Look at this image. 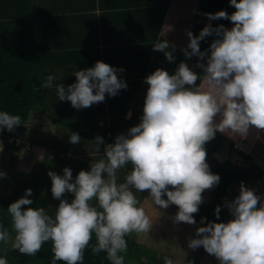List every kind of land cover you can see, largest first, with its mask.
I'll use <instances>...</instances> for the list:
<instances>
[{"label": "clouds", "instance_id": "1", "mask_svg": "<svg viewBox=\"0 0 264 264\" xmlns=\"http://www.w3.org/2000/svg\"><path fill=\"white\" fill-rule=\"evenodd\" d=\"M229 4L235 8L230 15L224 10L206 15L210 20H230V29L206 24L198 35L187 32V49L182 51L186 57L206 59L205 64H197L203 68V75L183 61L174 73L157 68L147 75L140 122L106 144L103 158L91 160L89 169H81L75 178L69 167L62 169V175L48 171L52 197L59 201L54 214L42 206L22 207L32 204V189H25L24 195L7 207L14 239L0 224V242L12 240V248L35 256L45 242L51 241L53 257L49 264H83L84 250L94 234V253L104 251L111 264H125L121 255L128 248L125 237L131 232L149 234L155 224L139 206L133 189L148 190L145 200L158 211L176 205L174 222L196 224L193 214L203 202L202 193L220 180L209 169L204 144L217 131L246 136L250 126L264 130V0H229ZM211 34L218 38L211 42L206 55L199 42ZM168 48L169 43L162 39L153 45L172 61ZM122 71L98 60L92 67L73 71L74 83L54 85L56 76L49 74L41 88L55 87L60 101L67 100L76 109L87 108L103 102L105 94L116 96L127 88L117 75ZM198 79L207 84L206 90L196 84ZM20 125L19 115L0 111V129L12 132ZM68 140L78 144L81 137L71 132ZM92 142L99 152L103 138L97 135ZM234 149L246 153L238 144ZM39 157L41 161L45 158L43 154ZM127 165L131 168L118 183L117 171ZM5 175L0 171V177ZM65 192L72 194L71 200L62 198ZM225 205L232 219L205 223L206 218L201 217L203 226L197 227L195 237L187 241L188 248L194 254L200 253L202 246L218 264H264V196L241 182L239 194ZM220 211L217 205L214 215L219 217ZM0 264H8L5 256H0ZM163 264L175 261L164 256Z\"/></svg>", "mask_w": 264, "mask_h": 264}, {"label": "trees", "instance_id": "2", "mask_svg": "<svg viewBox=\"0 0 264 264\" xmlns=\"http://www.w3.org/2000/svg\"><path fill=\"white\" fill-rule=\"evenodd\" d=\"M45 1L0 0V111L19 115L22 124L12 132L0 129V136L5 141L0 154L11 152L17 165L19 161H25L26 151L33 148L42 149L45 157L22 178L8 180L10 192L0 195V224L9 230L12 238L15 233L7 211L8 205L30 188L32 204L22 207L42 206L49 214H54L59 201L52 197L48 171L62 175V169L69 167L75 178L81 169H89L91 160L103 158L104 145L113 143L118 134H126L130 127L140 122L148 88L144 78L157 68L171 74L183 61L192 66L197 74L203 73V68L197 64H205L206 59L195 55L186 57L182 51L187 49V32L198 35L206 24L214 28L224 25L230 29L233 24L230 20H210L206 14L224 10L230 15L235 11L229 0H193V14L178 17L170 23L174 0H91L89 5L86 0H80L79 6L69 7L63 2L58 9L45 8ZM96 10L99 18L95 17L91 22L81 15L85 11ZM169 26L170 30H167ZM74 32H77L78 42ZM61 33L68 35L60 37ZM216 38L215 34L206 36L199 42L200 50L207 55L209 45ZM161 39L169 43L166 51H171L174 57L172 61L165 58L164 52L153 49V45ZM98 60L122 68L124 71L117 75L125 80L127 88L119 90L116 96L105 94L103 102L81 109L72 107L67 100L57 99L55 87L41 88L49 74L56 76L54 85L74 83L76 78L72 75L73 71L92 67ZM129 111L132 114L128 117ZM71 132L80 135V143L69 142ZM97 135L104 140L99 152H96L92 142ZM254 139L231 137L228 132L217 131L204 144L209 169L218 174L220 180L202 193L203 202L199 211L193 214L196 224L201 222V217L206 218L205 223L231 220L225 202L239 194L241 182L249 189L255 183H264V167L249 153ZM225 143L229 153L240 156L245 165L231 162V154L230 159L223 161L216 158ZM234 144L240 145L246 153L235 150ZM21 154L23 161L18 160ZM130 168L131 165H127L117 171L118 183L123 182ZM133 192L143 200L144 190L139 192L133 189ZM62 198L71 200L72 194L65 192ZM92 203L95 204V200ZM170 205L177 209L176 205ZM217 205L221 207L219 217L214 215ZM125 238L128 248L121 253L125 264H150L140 262L145 249L137 248L138 245L132 242L131 233ZM95 243L93 234L84 250L83 264H111L106 252L92 251ZM4 246L11 247L7 250ZM199 249V258L192 264H218L217 259L202 246ZM0 256H5L8 264H49L53 257L52 242H45L35 256L25 255L12 248L11 244L0 242ZM57 264L64 262L57 261Z\"/></svg>", "mask_w": 264, "mask_h": 264}, {"label": "rangeland", "instance_id": "3", "mask_svg": "<svg viewBox=\"0 0 264 264\" xmlns=\"http://www.w3.org/2000/svg\"><path fill=\"white\" fill-rule=\"evenodd\" d=\"M171 6L173 15L171 16L170 22H173L178 17L191 16L194 12L193 0H174ZM187 65L190 69L193 70L192 66H189V64ZM198 75H203V73H199ZM199 83L200 80L198 79L196 81V84L199 85ZM200 87L203 90H206L207 84L201 81ZM230 136L243 137L246 138V140H249L251 137L255 138L256 140L254 139L255 141L252 144V147L250 149L251 151L249 153L255 158L257 163L264 167V130L257 129L255 128V126H250L246 136H240L239 134H230ZM0 142L5 144V141L1 136ZM40 155L41 151L38 149H33V151L28 150L25 155L26 159H24L25 161L22 162L24 164L22 165L21 161H19V164L17 165L15 160L12 159L13 156H11V152L7 151L6 153H4V155L0 154V171L6 173L5 176L0 177V195L8 194L10 192L11 184H9L8 180H11L13 178L20 179L25 174H27L30 169L38 166L41 161V158L39 157ZM22 157V154L19 155L18 160L23 161ZM217 157L221 161L231 158V162L237 161L241 164L245 163L240 158V156L237 155L232 156L233 158H227V156H220L218 154ZM12 162H14V166L11 165ZM139 206L143 207L144 210L149 213L146 214L155 223L149 234L136 233L137 240L132 241L134 244L138 245V249L140 247V249L144 248L146 250H143L144 254H141L142 256L140 257V262L150 264H163L164 256L172 258L175 261V264H187L188 262H190V258L193 259L194 257L193 250L188 248L187 241L183 239L185 237H189V235L178 234V231L176 229L171 230L170 224H174V221L172 219L173 216H169L168 214L164 213V217H159L155 219V215L157 216L158 210H156L148 200H145V198H143L142 201H139ZM156 207L158 208L159 206ZM159 210V215H161L162 209ZM164 211L166 212V209H164ZM199 226L202 225L200 224L198 225V227ZM195 229L196 228H194V230ZM174 230L176 234L172 236L171 232H173ZM195 235L196 233L194 231V233L192 234V238H194ZM5 244L12 245V240ZM9 247L11 246H4V248L7 250L9 249Z\"/></svg>", "mask_w": 264, "mask_h": 264}, {"label": "crops", "instance_id": "4", "mask_svg": "<svg viewBox=\"0 0 264 264\" xmlns=\"http://www.w3.org/2000/svg\"><path fill=\"white\" fill-rule=\"evenodd\" d=\"M45 1V0H44ZM63 2H66L67 3V6H71V5H77V6H79L78 4H79V2H80V0H46L45 1V3H44V5H46L45 6V8H51V9H58V8H61V7H59L58 5H62V3ZM91 2V0H86V3H87V5H89V3ZM88 8V7H87ZM91 7H89V9H90ZM86 11L85 12H83V13H81V15L82 16H84L89 22H91L92 20H93V18H99V12L96 10V11H91V12H88V13H86ZM85 14V15H84ZM55 33V32H54ZM89 33H92L91 31L89 32ZM51 34V33H50ZM74 34V36H76L77 38L75 39V40H77L76 42H78V35H77V32H74L73 33ZM56 35V34H55ZM66 35H68V34H66V33H61L59 36L60 37H65ZM91 35V34H90ZM92 36V35H91ZM95 36V35H94ZM99 39H101V34H100V36H99ZM54 40L55 41H57L56 39H55V37H54ZM68 40H70V39H68ZM66 86V85H65ZM129 113H130V115L132 114V111H129L128 112V114H127V116L129 117L130 115H129ZM256 140V139H255ZM254 140V141H255ZM227 143H225L223 146H222V148L220 149V151L216 154V158L219 160V158L217 157L218 156V154L221 156H227V158L229 157V154H231V153H229V149H228V147H226L227 145H226ZM104 148H105V145H104ZM224 148V149H223ZM33 149H35V148H33ZM33 149H30V151H33ZM38 150H40L41 151V154L43 153V150L42 149H38ZM28 152V150L26 151V153ZM26 153H25V155H26ZM103 154H104V150H103ZM234 155H237V154H235V153H233V154H231V156H234ZM238 156V155H237ZM233 158V157H232ZM219 161H221V160H219ZM223 161V160H222ZM24 170V169H23ZM251 189L254 191V193L256 194V195H258V196H264V183L263 182H258V183H255V184H253L252 186H251ZM148 190H144V192H143V198H146V197H148ZM138 199V201H140V199L139 198H137ZM257 206H259V203H258V205ZM176 211H177V209H175L173 206H171V205H169V207L168 208H166V212L164 211V209H162V213H161V215H159V211H158V213H157V216L155 215V219H157V218H159V217H164V213L165 214H168L169 216H174L175 215V213H176ZM146 213H148L147 211H145ZM149 214V213H148ZM201 224V222L200 223H198V224H187V223H179V222H174V224L172 225V224H170V227H171V230L172 229H176L177 231H178V234H188L189 235V237H185V238H183L184 240H186V241H188L190 238H192V234L194 233V231L196 230H194V228H197L198 227V225H200ZM202 225V224H201ZM203 226V225H202ZM172 233V236L174 235V234H176V232H175V230L173 231V232H171ZM136 232H131V239H132V241H136L137 240V237H136Z\"/></svg>", "mask_w": 264, "mask_h": 264}, {"label": "water", "instance_id": "5", "mask_svg": "<svg viewBox=\"0 0 264 264\" xmlns=\"http://www.w3.org/2000/svg\"><path fill=\"white\" fill-rule=\"evenodd\" d=\"M198 258H199V250L198 251H195V253H194V257H193V260L194 261H196V260H198ZM192 263V262H191ZM190 263V264H191Z\"/></svg>", "mask_w": 264, "mask_h": 264}]
</instances>
